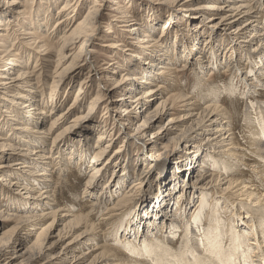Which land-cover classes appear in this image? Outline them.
Masks as SVG:
<instances>
[{"label":"bare ground","instance_id":"obj_1","mask_svg":"<svg viewBox=\"0 0 264 264\" xmlns=\"http://www.w3.org/2000/svg\"><path fill=\"white\" fill-rule=\"evenodd\" d=\"M58 1L0 0V198H8L6 205L0 204V264H264V23L260 16L264 0L164 1L170 8L185 9V18L174 19L189 26L190 36L179 43L166 36L171 28L168 14L167 25L159 31L165 39L160 40L155 34L161 17L152 14V19L142 21L112 0L115 22L138 43L117 42L116 36L104 42L112 55L101 69L91 60L98 53L95 38L105 9L96 0L82 19H75L79 0H66L53 14ZM33 2L37 6L31 11ZM259 3L261 14L254 7ZM27 12L31 16L25 20ZM110 23L106 33L111 38L115 25ZM40 31L46 37L32 42L29 37ZM207 33L216 42L204 46L201 39ZM47 38L58 39L55 51L45 43ZM226 50L229 55L224 57ZM126 52H130L128 62ZM209 52L214 54L211 63ZM53 53L57 65L51 73ZM25 59L27 64H21ZM242 60L245 70L239 68ZM178 62L182 70L196 74L199 93L212 99L196 113L187 96L162 97L159 83L168 76L171 82ZM232 68H239L248 96L262 95L255 109L246 104L238 133L229 114H222V106L213 101L223 93L234 95L233 83L223 92L222 83L209 82L210 75L217 73L219 80L221 72ZM85 70L87 77L78 85L73 106L60 110V92L71 91L76 81L72 75ZM96 81V94L87 112H82L83 90L90 94ZM41 84L50 88L46 105L51 111L38 100ZM175 102L181 104L180 110H175ZM101 106L111 114L95 123L93 114ZM76 110L78 114L64 126ZM168 115L176 116L163 125ZM97 130L96 144L91 146ZM116 133L126 144L108 155ZM70 139L79 140L82 148L76 149ZM133 144L141 146L135 159ZM128 154L138 163L141 156L145 165L138 173L129 163L117 165ZM168 155L176 160L169 168ZM75 162L81 182L70 208L60 205L54 195L50 168L56 170V177H67ZM120 167L127 170L128 178L109 176V171L115 173ZM155 173L160 178H154ZM180 180L184 184L172 204ZM155 184L159 195L146 199ZM108 185L119 188L118 193L123 189L124 195L116 198ZM211 193L220 197L208 206ZM194 196L200 198L194 205L198 208L189 214ZM80 205L87 209L83 214L77 210ZM129 214L132 218L126 223ZM10 220L16 226L1 233L7 224L3 222Z\"/></svg>","mask_w":264,"mask_h":264},{"label":"rangeland","instance_id":"obj_2","mask_svg":"<svg viewBox=\"0 0 264 264\" xmlns=\"http://www.w3.org/2000/svg\"><path fill=\"white\" fill-rule=\"evenodd\" d=\"M21 1V3L22 4H24L25 2H26V0L24 1V0H20ZM66 0H59L58 2H57V4H55V6L53 7V14H55L56 12H58V9H59V7L61 6V4H63L64 2H65ZM77 0H75V2H76ZM95 1L96 0H79V7H77L78 9H79V12L78 13H76V14H78L79 15V17H78V15L77 16H75V19H82L83 17L82 16H85V14L87 13V11H88V9L90 8V7H92L93 5H94V3H95ZM117 1H119L120 2V4L124 7V10L125 11H128V12H130L131 13V15L132 16H134V17H137V18H139V19H142V21L143 20H145L146 18H151V15L153 14L155 17H157V18H159V17H161L160 19H162V21H161V24H160V26H158V28H159V30H158V32L155 34V36L158 38V39H162V40H164L165 38V36L164 37H162L161 35H162V33H160L159 31H160V29H161V27H164V26H166L167 25V18H166V16H167V14L169 15V17H170V20H171V28L169 29V31H168V33H167V37L168 38H170V40H177V42L179 43V42H182L183 40H185V42H187V39H188V37L190 36L189 35V32H188V27H183L182 25H181V20H179V24L177 23L178 22V19H174V17L175 16H180V17H183V18H185V15H186V13L184 12V10L185 9H182L181 7H179V8H176V7H173V8H170L171 6H169V5H166V3L164 2V1H168V0H145L144 2H141L140 0H117ZM160 1H162V2H160ZM105 2V3H104ZM131 2V3H130ZM161 3H163V4H161ZM98 4H100V5H102L103 7L101 8V10H103V9H105L104 10V12H103V14H104V20H103V22L100 24V27L98 28V30H97V32H96V44L94 45V47L97 49V54H94L93 55V59L91 60L92 61V63L95 65V67H97V69L99 68V69H101V68H104V67H106V66H103V63H108L109 61L107 60V58L109 57V55H112V52H110V51H108V50H106L102 45L104 44V42H106V41H110V40H112V37H114V36H116L117 38L116 39H114L113 38V40H117V42L118 41H120L121 39L122 40H125V41H133L134 43H138V40L136 39V37L135 38H133V37H131L128 33H126V30L124 29V28H122L121 27V24L120 23H117V22H115V17H114V14L112 13V11H110V8L111 9H113V4H112V0H98ZM165 4V5H164ZM132 5V6H131ZM256 5V6H255ZM254 5V7H255V10H259V13L261 14L262 12H261V7H262V5H261V3H259V5L258 4H255ZM36 2H33L32 3V5H31V11H34L35 9H36ZM129 6H130V8H129ZM44 7H46L44 4H43V7L41 6V8H40V10L42 11V14L44 15V13H46L45 11H46V8H44ZM147 8V9H146ZM141 9V10H140ZM138 11V12H137ZM152 11V12H151ZM148 12V13H147ZM28 13V12H27ZM192 13L193 14H195L196 13V11H192ZM143 14V15H142ZM149 14V15H148ZM263 15V17H264V12L260 15V16H262ZM31 16V14L30 13H28V14H26V16H25V20H27V18H29ZM139 16V17H138ZM144 16V17H143ZM54 17H56V15L54 16ZM141 17V18H140ZM165 17V18H164ZM262 17V22L264 23V18ZM153 18V17H152ZM151 18V19H152ZM136 19V18H135ZM110 22H113V24L115 25V26H113V30H114V33L115 34H111V38H110V35H108L107 33H106V30L108 29V26H109V24H111ZM135 23V22H134ZM264 25V24H263ZM133 26V25H132ZM134 27V26H133ZM184 28V29H183ZM208 29V28H207ZM125 31V32H124ZM171 31V32H170ZM207 31H209V30H207ZM40 34V35H39ZM108 37H107V36ZM170 37H169V36ZM44 37H46V34L44 33V32H42V31H40V32H35V35L34 36H31V37H29L31 40H32V42H34V41H36V39H38V41L37 42H39L40 40H42V38H44ZM121 37V38H120ZM211 39V40H210ZM213 39H214V37H213V35L211 34V33H207L206 34V36L204 37V38H202L201 40H202V43H204L203 45L204 46H206V45H208V42H211V43H213V42H216V40H214L213 41ZM54 40V41H53ZM58 39L57 38H55V39H53V38H51V39H49V38H47L46 39V44H47V46H49L50 48H52V50L53 51H55L56 50V47L58 46L57 45V41ZM121 40V41H122ZM142 40V39H141ZM169 40V39H168ZM170 42V41H169ZM54 43H55V45H54ZM215 45H216V43H215ZM77 48H78V46H77ZM225 53L223 54V56L225 57L226 55H229L228 53H229V51H224ZM127 54L126 55H128V56H126L125 57V60L128 62L129 60H131L130 59V52H126ZM55 54V55H54ZM211 52H209V59H208V61H209V63H211L213 60H214V54H212V57H211ZM53 55V62H52V65H51V67H50V72L51 73H53L54 72V70H55V67H56V65H57V57H56V53H53L52 54ZM26 58V57H25ZM28 58V57H27ZM115 58V57H114ZM124 58V57H123ZM29 59V58H28ZM211 60V61H210ZM26 61V62H25ZM27 59H25L24 61H23V63H21V64H23V65H25V63L27 64ZM124 61V60H123ZM32 63H31V65H30V68L32 69V67H34L35 66V62L34 61H31ZM96 63V64H95ZM241 63L243 64V65H240L239 66V68H244V70H245V60H242L241 61ZM122 64H124V63H122ZM126 65H128V63H126ZM181 65H182V62H178L177 63V65L176 66H174L173 67V71L171 72V75L170 76H173L172 77V80H171V82H168V81H170V77L168 76V77H164V79H163V82L162 83H159V87L162 89V97L164 98V100H167V99H169V98H173V99H175V100H177L178 98H179V96H183L184 95V97H186L187 99H190L189 101L191 102V104L193 105V106H191V108L192 109H194V112L196 113V112H198V111H200V109H202V107H205L206 105H209V101H211L212 99H205L204 98V96L203 95H201L200 93H199V91H198V86H197V84H196V81H195V73L193 72V71H189V68H187L185 71H186V73H185V71L184 70H182L181 69ZM177 67V68H176ZM247 69H248V64H247ZM125 68H127L126 66H125ZM239 68H236V69H231V71L230 70H228V71H225V73H223V72H221V74H222V77L218 80V77H216V76H218V75H216L217 73H215V74H213V75H210L209 76V82L211 83L212 81V83L211 84H220L221 85V83H222V85H221V87H222V89H224L223 90V92L225 91V92H227V88H228V86H229V83L230 82H232L233 83V88H234V92H235V94L234 95H229L228 96V92L226 93V95H225V93H223V94H221V96H220V98H216V100H215V98L213 99V101L215 102V104H218V105H221L222 107H221V109H222V114H225V113H227V114H229V117L230 118H232V120H233V122H234V129H235V131H236V133H238L241 129H240V127H239V125H241V122H240V118H241V115H243L244 113H245V106H246V104H248V103H250V105H254V106H251V107H253V109H255V107H257L258 106V102L260 103L261 102V97L260 96H262L261 94H260V96L259 97H257V96H255V98H254V96H248L249 94L247 93V92H249L248 90H247V87H246V85H245V83L243 82V80H242V78H241V75L239 74ZM180 70V71H179ZM87 70H85V72H77V74H74V76L72 75V77H74V81H75V83H73L74 85H73V89H71V91H66L67 89L65 88V89H63L61 92H60V96H59V103H58V107H59V109L60 110H65V109H67V108H69V107H71V106H73V104L72 103H74V99H75V97H76V95H77V93H78V85H80V82H82L86 77H87V72H86ZM119 71H121V70H119ZM183 71V72H182ZM123 72V70L121 71V73ZM179 72V73H178ZM188 72V73H187ZM191 74H190V73ZM72 73H76V72H72ZM184 74V75H183ZM235 74H236V76H235ZM179 75V76H178ZM221 76V75H220ZM100 77V76H99ZM211 79V80H210ZM223 79V80H222ZM182 80V82L180 83V81ZM231 80V81H230ZM88 81H90V77L88 78ZM185 81V82H184ZM217 81H219V82H217ZM166 82V83H165ZM97 81H96V83H93L92 85H90V88H89V90L91 91V93L90 94H88V93H86L87 92V90L85 89V90H83V96H82V99H81V101L83 100V107H84V110H82V112H87V106H88V104H89V102H90V100L95 96V94H96V90H97ZM170 83V84H169ZM187 83V84H186ZM167 86H166V85ZM173 84V85H172ZM180 84V85H179ZM225 84H226V86H225ZM176 87H175V86ZM169 86H171V88L169 87ZM182 88H181V87ZM243 86V87H242ZM41 89H40V99H38V100H41V103L43 104V105H46V102L48 101V97H49V94H50V88H49V86H44L43 84H41L40 86H39ZM92 87V88H91ZM168 87V88H167ZM163 88H165V90L163 89ZM262 88H264V87H262ZM261 88V90H262V94L264 93V89H262ZM169 89V90H168ZM44 90H45V92H44ZM183 90V91H182ZM198 91V92H197ZM42 92V93H41ZM43 92L45 93V94H43ZM169 92V93H168ZM196 92V93H195ZM245 92H246V94H245ZM166 93V94H165ZM43 94V95H42ZM62 94V95H61ZM88 94V95H87ZM120 95L119 93L118 94H116L115 95V97L114 98H116V97H118V96ZM191 95V96H190ZM47 96V97H46ZM197 96V97H196ZM203 96V97H202ZM248 96V97H247ZM190 97V98H189ZM202 97V98H201ZM254 99H253V98ZM177 98V99H176ZM245 98V99H244ZM253 100H252V99ZM203 99V100H202ZM218 99V100H217ZM220 99V100H219ZM260 99V100H259ZM195 100H197V101H195ZM223 100V101H222ZM219 101V102H218ZM257 101V102H256ZM189 102V103H190ZM201 102V103H200ZM257 103V104H256ZM202 104H204L203 106H202ZM256 104V105H255ZM62 105V106H61ZM175 105H176V109L175 110H180V108H181V104H179V102H175ZM197 105V106H196ZM260 105V104H259ZM46 107H48V109H50V107L48 106V105H46V106H44V108H46ZM198 107V108H197ZM224 107V108H223ZM243 107H244V109H243ZM243 109V110H242ZM50 111H51V109H50ZM109 111V112H108ZM105 110L102 106L101 107H99L95 112H94V114H93V118H94V121H95V123L96 122H98V121H102V120H104L105 119V117H107L108 115H110L111 113H110V110ZM244 112V113H243ZM76 114H78V110H76V112L67 120V122H65V125L64 126H67L68 125V122L76 115ZM235 114V115H234ZM236 115H238V116H236ZM176 116V115H175ZM175 116H173V115H168L167 117H165L164 118V120H163V122H162V124L164 125L169 119H171V118H173V117H175ZM109 120H111L110 118H108ZM235 119V120H234ZM63 126V127H64ZM156 130H158V128L157 129H155V131ZM116 132V131H115ZM100 133V130H97V131H95L94 133H93V135H92V137H93V139H91V146H94L95 144H96V139H97V137H98V134ZM115 140H114V144L111 146V148H110V150H109V152H108V155H111L112 153H113V151H117L120 147H122V145H125L126 144V142L124 141L125 139L123 138V136L122 135H118L117 133H116V135H115ZM151 137V136H150ZM150 137H149V139H150ZM146 139H148V138H146ZM71 143L73 142V144L75 145V147L77 146V148L76 149H80V147H81V144L79 143V140H77V139H70L69 140ZM150 142H151V140H150ZM149 142V143H150ZM152 142H156L155 140H152ZM151 144V143H150ZM174 144L175 143H172L171 145H170V143H165V145H167V146H169V147H173L174 146ZM82 148V147H81ZM138 148V149H137ZM140 148H141V146L140 145H132V147L130 148L131 149V156H133L134 157V159L136 158V157H138V155H139V153L140 152H137V151H139L140 150ZM125 150V149H124ZM149 153V152H148ZM148 153H147V155L146 156H148ZM129 156H130V154H128V155H124L123 157H122V159L121 160H119L118 161V163H117V165L118 164H122V165H124V164H126V165H124V167H127V165H128V163H129V165L131 166V168H132V172L133 173H138L139 172V169L140 168H142V167H144V162H143V160H141V156H139V159H140V162L138 163V161H136L135 162V160L132 162L131 161V159L129 158ZM169 156V163H171V164H169V166H168V168L169 167H171L172 166V163H174V161H176L175 160V156H170V155H168ZM90 157H91V155L89 154L88 156H87V158H86V161H85V163L87 164V166L88 165H90V162H89V160H90ZM165 159V158H164ZM5 161H8V160H5ZM163 161V159H161V162ZM162 163H164V162H162ZM75 165L73 166V165H71L70 167H69V171H67V177L65 176V177H59V176H57L56 177V175H57V172H56V170H54L53 169V166H52V168H50L51 169V171H54V173H53V176L55 177L54 178V183H53V189H55V190H57V191H55V193H54V195L56 194L57 195V199H58V201H59V203L60 202H62V203H60V205H66V206H68V207H70V205H71V203H70V199H75V200H77L78 198L76 197V195H75V191H76V189L77 188H79L80 187V185H79V187L77 186L81 181L78 179L79 177L76 175V172H75V166L77 165V162H75L74 163ZM136 164V165H135ZM55 167V166H54ZM121 168V167H120ZM156 169V168H155ZM155 169H152V170H155ZM56 172V173H55ZM169 172V171H168ZM109 173V176H117V175H121L120 177H122L123 178V176H124V174L126 175V177L128 178V173H127V170H125L124 172H123V170H122V168L121 169H117V171L115 172V173H113V171L111 170V171H109L108 172ZM69 175V176H68ZM75 178H74V177ZM109 176H107L106 178H105V180H107L108 179V177ZM58 178V179H57ZM70 178V179H69ZM154 178H160V176H158V175H156V173H155V176H154ZM61 179H63V180H61ZM64 179H65V181H66V183H65V181H64ZM82 179H84V178H82ZM57 180H58V182H57ZM70 180V181H69ZM62 181V182H61ZM182 180H180L179 181V189H178V191L176 192V193H174L173 195H172V199H173V203L172 204H175V202L177 201V197L179 196L178 195V193L181 191L180 190V186H182L184 183H183V181L181 182ZM63 183V184H62ZM59 184V185H58ZM60 184H61V187H60ZM182 184V185H181ZM86 184H85V182H83V187L85 186ZM157 184H155V189L150 193H146V195H145V198L146 199H153L154 197H157L158 195H159V193H158V188H157V186H156ZM110 185H108L107 187H109ZM64 187V188H63ZM103 187H104V184H101V186H99V189H98V191H97V197H99V194H100V191L103 189ZM113 186H110L109 187V190L111 189V191L112 190H114L115 189V194L114 195H116V198L118 197V196H122V195H124V191H123V189L122 190H120L119 191V193H118V191H116L117 189H119V188H116V187H114V188H112ZM62 189V190H61ZM60 190V191H59ZM59 191V192H58ZM74 191V192H73ZM69 192V193H68ZM117 192V193H116ZM69 194H70V196H69ZM148 194V195H147ZM143 195V194H142ZM178 195V196H177ZM213 196V197H212ZM197 197H199V196H197ZM220 197V195H218V194H210L208 197H207V205L209 206V201H210V203H216V200L218 199ZM3 198V199H2ZM2 198H0V204H3V205H6V203H7V201H8V198L7 197H5V196H3ZM60 198V199H59ZM67 199V200H66ZM193 203L189 206V208H188V213L190 214V213H194V211H195V209H197L198 207V205L197 206H194V205H196L197 203L196 202H198L199 201V199L200 198H196V196H194L193 197ZM214 199V200H213ZM220 199H222V198H220ZM198 200V201H197ZM6 202V203H5ZM81 206V205H80ZM80 206H79V208H80ZM71 208V207H70ZM85 207L83 206H81V209H77V210H79V212L80 213H84V211H87V209L85 208V210H83ZM81 210H83V211H81ZM200 212V210L198 209L197 211H196V213L195 214H198ZM20 214V213H19ZM131 218H132V216L129 214V215H126V217H125V221H126V223L127 222H130V220H131ZM4 224L5 223H7L6 225H5V227L4 228H2V230H1V233H3V232H6V231H8V230H10V229H12V227L13 226H16V221H14V220H10V221H5V222H3ZM227 223V222H226ZM226 223H225V225H226ZM10 224V225H9ZM48 224V223H47ZM46 224V225H47ZM35 236H32L31 237V242L32 241H34L35 240V238H34ZM119 240L121 241L122 240V238H120L119 237ZM115 247H118V246H116L115 245Z\"/></svg>","mask_w":264,"mask_h":264}]
</instances>
